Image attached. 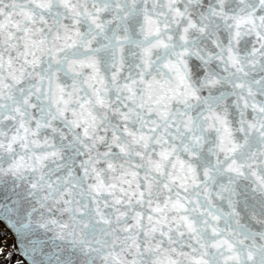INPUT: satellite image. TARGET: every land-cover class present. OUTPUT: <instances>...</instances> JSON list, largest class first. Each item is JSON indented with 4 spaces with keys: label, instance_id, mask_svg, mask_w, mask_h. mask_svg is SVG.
<instances>
[{
    "label": "snow or ice",
    "instance_id": "snow-or-ice-1",
    "mask_svg": "<svg viewBox=\"0 0 264 264\" xmlns=\"http://www.w3.org/2000/svg\"><path fill=\"white\" fill-rule=\"evenodd\" d=\"M0 220L27 264H264V0H0Z\"/></svg>",
    "mask_w": 264,
    "mask_h": 264
},
{
    "label": "rangeland",
    "instance_id": "rangeland-1",
    "mask_svg": "<svg viewBox=\"0 0 264 264\" xmlns=\"http://www.w3.org/2000/svg\"><path fill=\"white\" fill-rule=\"evenodd\" d=\"M0 249H3V252H0V264H16V261H20V264H24L16 255L12 239L10 237V234L4 230V228L0 224ZM11 252L12 257L11 260L5 259L7 254Z\"/></svg>",
    "mask_w": 264,
    "mask_h": 264
},
{
    "label": "water",
    "instance_id": "water-1",
    "mask_svg": "<svg viewBox=\"0 0 264 264\" xmlns=\"http://www.w3.org/2000/svg\"><path fill=\"white\" fill-rule=\"evenodd\" d=\"M0 224H1V226L4 228V230H6V231L10 234V237H11V239H12L13 249H14L16 255L18 256V258H19L24 264H27V261L24 259V257L20 256V255L18 254V252L16 251V249L14 248V245H16V243H17V240H16L15 235L11 232L10 229L7 228V225L4 223L3 220H0Z\"/></svg>",
    "mask_w": 264,
    "mask_h": 264
}]
</instances>
